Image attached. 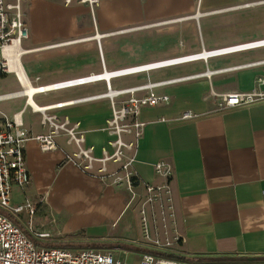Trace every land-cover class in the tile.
I'll return each instance as SVG.
<instances>
[{"label":"crops","instance_id":"obj_1","mask_svg":"<svg viewBox=\"0 0 264 264\" xmlns=\"http://www.w3.org/2000/svg\"><path fill=\"white\" fill-rule=\"evenodd\" d=\"M253 1H256L251 2L256 3L253 6L264 5L263 0ZM232 5H239L241 8H233L238 11L255 9L242 8L245 0H102L93 16L83 5L66 7L62 0H29L24 8L30 38L22 45L20 61L28 79L25 84L54 85L139 65L145 59L108 61L107 64L105 49L114 32L147 23L175 24L178 31H186L183 45L161 53L167 60L264 40V33L213 40L216 37L208 32L212 33L217 25L209 19L235 10L220 9L203 17L198 16L199 12L204 8ZM40 21H43L41 27L36 25ZM187 24L194 28L193 31L187 32ZM64 25L68 27L65 34L54 32V27ZM187 36L194 38L187 42ZM86 42H97L104 62L103 71L96 73L95 69L81 67L61 72L53 52L66 47L80 51ZM203 62L207 66L198 72L157 81L150 79L152 85L198 76L161 87L158 93L170 96V103L141 109L139 119L146 127L135 151L133 170L140 185L166 186L174 200L179 223L178 241L171 248L173 255L186 261L211 264H264V100L221 111L217 99L212 96V93L264 91V47L182 63L154 73L179 74L185 69H195ZM10 75L14 74L0 77V95L22 91L17 77ZM128 76L113 78L108 84L98 81L34 97L43 107L75 102L106 95L110 88L118 91L114 90L113 84H120V80ZM258 79L262 84L256 87ZM22 97L25 102L15 110L0 107V117L11 118L21 113L25 127L33 135L47 133L48 128L42 125L43 116L32 110L27 96H13L0 104ZM54 97L64 99L49 102ZM49 111L50 115L67 118L73 126L79 125L75 134L76 138L84 140L82 149L93 148L92 155L97 158L103 156L104 148L111 152L109 142L113 137L106 130L112 115L108 96ZM186 113L193 118L183 119ZM56 141L58 148L49 152H43L35 140L26 143L32 183L25 190H14L15 203L29 199L36 205L37 212L42 211L48 217L44 232H51L52 238L39 244L73 251L98 246L122 249L128 243L114 238L110 228L121 224L128 212L130 196L127 190L81 163L76 157L78 146L63 131L59 132ZM161 163L172 168L168 181L156 173L155 168ZM22 218L29 219L26 215ZM131 248L133 250L125 257L123 255L124 258H119L113 251L91 249L111 252L118 259L140 264L144 254L141 251L145 250L136 246Z\"/></svg>","mask_w":264,"mask_h":264},{"label":"built area","instance_id":"obj_2","mask_svg":"<svg viewBox=\"0 0 264 264\" xmlns=\"http://www.w3.org/2000/svg\"><path fill=\"white\" fill-rule=\"evenodd\" d=\"M29 0H0V77L4 74H14L20 84L22 91L16 94L0 95V103L10 99L13 96L22 95L26 93L27 85L19 76L18 61L16 58L23 51L22 45L30 38V28L26 18L24 5ZM64 6L69 7L74 4L89 6L92 15L96 13V9L100 6L101 0H62ZM99 45L101 43L99 42ZM241 46V47H239ZM236 46L235 49H243L240 51L252 50L264 47V41L252 42ZM12 49L14 56L15 71L11 70V64L5 56V50ZM232 50L228 49L227 51ZM234 50V49H233ZM219 50L211 53H218ZM221 52V51H220ZM9 58V57H8ZM184 58H177L167 61H160L154 64L145 66L157 67L154 70L165 69L171 66H165L171 63L183 61ZM176 66V64L174 65ZM142 67V66H141ZM198 76H191L159 83H153L154 88L145 90L150 91L156 88L164 87L168 84L181 82L184 80L196 78ZM89 77L68 80L57 83L48 88L44 86H37L38 92L36 95H44L50 92H56L67 88L73 83L78 86L85 85ZM259 84H262L259 80ZM148 86V85H147ZM145 85L134 88L122 89L117 97L109 98L111 100L112 115L108 120L107 132L113 137L109 142L111 152L104 148L103 156L97 158L93 156V148L82 149L84 140L82 137L76 138L78 124H75L71 129L68 125L71 124L67 118L64 122L59 124L61 120L56 115H48L49 111L39 112L43 115L42 125L48 128L47 133L33 135L24 125L21 118V113L15 114L13 117H0V264H132L127 261L118 259L111 252H100L93 249H86L81 251H73L64 247H47L39 244L46 242L52 238L51 232L35 233V239L31 238L19 225L18 220L24 215L32 221V218L37 213L36 205L29 199H25L20 203L14 202V190L27 189L32 183V177L27 165L26 143L30 140H35L39 143L43 152H49L58 148L56 138L59 132H67L71 139L79 148L76 157L79 161L83 158L90 162H113L119 165V171L112 176L113 183L126 185V188L132 193L136 194V190L141 188L147 193L156 195L162 190L168 189L166 186H155L152 184L140 185L137 179V173L133 170L135 162V151L139 145L140 140L144 135L146 124L139 119L140 111L143 107H155L158 105H165L170 103L171 98L167 94H157L151 92L150 94L138 98L135 93L128 101H124L123 96L133 90L143 89ZM36 87V86H35ZM139 92V91H138ZM137 92V93H138ZM143 92V91H141ZM212 96L218 101L217 106L221 111L230 110L236 107L250 105L264 100V91L256 89L250 93H232L226 95H217L212 93ZM106 98L104 94L78 99L75 102H84L92 99ZM34 112L35 110L32 109ZM193 115L186 113L183 119H192ZM76 133V134H75ZM126 138H129L128 140ZM84 164V163H83ZM86 166V165H85ZM87 167V166H86ZM90 169V167H88ZM156 173L158 176L165 178L167 181L172 176V168L161 163L156 166ZM119 176H116L119 174ZM103 177V176H102ZM104 178V177H103ZM106 179V178H104ZM140 264H211L204 261L191 262L186 260H178L156 253H144L142 255Z\"/></svg>","mask_w":264,"mask_h":264},{"label":"rangeland","instance_id":"obj_3","mask_svg":"<svg viewBox=\"0 0 264 264\" xmlns=\"http://www.w3.org/2000/svg\"><path fill=\"white\" fill-rule=\"evenodd\" d=\"M200 2V0H199ZM253 0H245V5L242 7H246V5H252L250 8L255 9H244L241 11L235 10L233 8H239V5L225 6L219 7L218 9H202V13L210 14L216 10H225V9H233L234 12L221 14L219 16L213 17L209 19V21H214L215 25H217L216 29L209 31L208 33L212 35L213 40L219 41V39H233L236 37L249 36L254 34H262L264 33V5L261 6H253L256 3ZM261 2H264L261 1ZM102 3V0H101ZM80 5V4H74ZM72 5V6H74ZM101 5V4H100ZM87 7L91 13L89 6L83 5ZM238 6V7H237ZM71 7V6H69ZM100 7V6H99ZM96 9V11L99 9ZM200 8V7H198ZM241 8V7H240ZM248 8V7H246ZM200 10V9H199ZM197 11L196 13H198ZM92 14V13H91ZM192 15V14H190ZM187 15V16H190ZM95 16V15H94ZM46 22V20H45ZM36 23V22H35ZM43 21L37 22L36 25L41 27ZM159 23H147L137 27H131L129 29H125L123 31L114 32V36L111 37L110 43L107 46V50L105 49L106 62H119L125 59L131 60H140L145 59L143 63L139 65H132L133 67L141 66L142 64L148 63H156L162 60H167L164 55L161 53L165 51H172L176 48V46L183 45V41L185 39L183 29H177L175 24L169 25H158ZM186 25V24H185ZM188 30L187 32L193 31V27L190 24H187ZM96 30V27H94ZM185 29V28H184ZM68 30L67 25L54 27V32L56 34H65ZM207 33V31H206ZM113 34V33H112ZM194 37L187 36V42H191ZM219 38V39H217ZM195 40V39H194ZM193 40V42H194ZM117 41V43H116ZM200 41V39H199ZM84 48H78L80 51H72L73 48L66 47L64 49L53 52V56L56 58L58 63L59 70L62 71H73V69L86 67L95 69L94 72L101 73L103 71L104 62L101 60L97 42H86L83 44ZM74 47V46H72ZM40 55L39 57H41ZM45 56V55H44ZM172 59H176L173 57ZM171 60V59H170ZM207 64L203 62V64L195 69H185L183 72L179 74H157L158 70L147 71L139 74L130 75L131 77H127L120 80V84H113L114 90L120 88H134L140 86H149L150 79L152 81H157L159 79H165L168 77H172L175 75H185L187 73L198 72L203 67H206ZM70 67V68H69ZM57 69V70H58ZM165 70H163L164 72ZM167 72V71H165ZM142 74V75H140ZM93 75H90L91 77ZM134 76V77H132ZM9 77H14V75H10ZM136 78V79H133ZM36 86V85H35ZM259 86V79L256 83V87ZM37 87V86H36ZM16 88H20L17 86ZM105 88H107L105 86ZM150 89V88H149ZM157 89V90H156ZM150 91H143L135 93V97L141 98L144 97L151 92H155L159 94V89L156 88ZM93 90V89H92ZM96 90V89H95ZM100 91H102L100 89ZM116 91V92H118ZM110 91L108 90L106 95H109ZM109 97V96H108ZM132 97L131 94L127 96H123L120 99L124 101H128ZM111 99V97H109ZM64 97H54L50 99L49 102H59L62 101ZM25 102V97L19 98L17 100L11 102H5L0 107L16 109L21 106ZM112 107V106H111ZM50 115V111L47 112ZM41 116H43L41 114ZM61 117V116H60ZM61 123L64 122V118H59ZM72 124H69L68 129L72 128ZM66 135L67 132H64ZM70 136V135H68ZM71 137V136H70ZM82 163L87 167H90L91 171L98 173L99 175L106 178L108 181H113L115 177L112 175L119 171V165L114 164L113 162H107L106 164L102 162L93 161L90 162L88 159L83 158ZM117 174L116 176H119ZM125 188L129 194V208L126 213L123 221L118 226L112 227L111 234L114 238L123 239V241L127 242L128 245L121 247L122 249L116 250V246H98V247H86V249L97 248L99 250H109L116 253L119 258H124L126 253L130 250H133L131 247L136 246L139 249H144L145 251H149L151 253H162V254H173L171 248L177 244L178 239V223L179 217L176 212L174 200L171 198V194L166 190H162L156 195L147 193L143 189L139 188L136 190V194H132L124 184L122 186ZM18 220L19 225L23 228V230L31 237L35 239V233L44 232V228L47 224L48 217L43 215L42 211H38L37 214L30 219H21ZM48 247V246H47ZM115 248V249H114ZM118 251L119 253H117ZM145 251H141L142 253H147ZM125 253V254H123ZM120 255V256H119ZM124 255V257H123Z\"/></svg>","mask_w":264,"mask_h":264},{"label":"bare ground","instance_id":"obj_4","mask_svg":"<svg viewBox=\"0 0 264 264\" xmlns=\"http://www.w3.org/2000/svg\"><path fill=\"white\" fill-rule=\"evenodd\" d=\"M252 5H246V7H251ZM205 15H208V14H205V13H202V12H199L198 16L199 17H203ZM107 37V36H106ZM101 36L99 35L98 39H100ZM105 38V37H104ZM259 41H264V40H259ZM259 41H255V42H259ZM100 42V40H99ZM101 43V42H100ZM239 46V45H238ZM241 47V46H239ZM232 49V50H229L227 51L228 49ZM237 48L236 46H232V47H225V48H222L219 50L218 53H211L213 51H206L205 53H202L204 55H206V57H199V55H202V54H197V55H190V56H185V57H180V58H184L183 61L181 62H177V63H171V64H167L165 66H171V65H180V64H184V63H189V62H194V61H198V60H208L209 58L211 57H216V56H223V55H228V54H234V53H238V52H242L240 50H243V49H235ZM234 49V50H233ZM217 51V50H216ZM221 51V52H220ZM208 54H211V55H208ZM23 53L21 52L19 54L20 57L16 58V61H18V66L20 64V61H21V57H22ZM5 56L7 57L8 59V62L11 64V70L12 71H15V65H14V61L15 59L14 58H11L14 56L13 54V50L12 49H6L5 50ZM9 57V58H8ZM177 59V58H176ZM172 60V59H171ZM167 61V60H166ZM157 63V62H156ZM148 64H154L155 65V62L154 63H148ZM148 64H145V65H148ZM145 65H141V66H137V67H131V68H128V69H123V70H118V71H107V72H103L101 74H96V75H93L91 77L88 78V80L84 83H86L85 85L89 84V83H94V82H98V81H106L108 84V81L111 82V80L113 78H117V77H122V76H127V75H134V74H139V73H143V72H147V71H153L155 68L157 67H150V66H145ZM20 69H19V76L22 78V81L25 83V79L26 78V74H25V70L23 68V66L20 64ZM211 73H209L210 75ZM28 80V79H27ZM111 84V83H110ZM153 85V84H152ZM152 85H149L147 87H144L143 89H138V90H133V91H130L128 94H133V93H137L138 91H143V90H147L149 88H154V86ZM52 85H47V86H44V88H48V90H51L52 88H50ZM70 86H75V87H78L77 84L73 83L72 85ZM111 86V85H110ZM109 86V87H110ZM38 88L40 87H35L34 85H31V86H27L26 87V93L20 95V96H27L28 97V105L34 109L36 112H42V111H49L51 109H56V108H63V107H66L68 105H72L74 104L75 102L74 101H69V102H61V103H57V104H54V105H50V106H47V107H43L41 105H39L37 103V101L35 100V97H34V94L36 92H38ZM120 91L116 92V91H113L111 90L110 88V93L109 95H105V96H109L111 98H115L117 97L118 93Z\"/></svg>","mask_w":264,"mask_h":264},{"label":"trees","instance_id":"obj_5","mask_svg":"<svg viewBox=\"0 0 264 264\" xmlns=\"http://www.w3.org/2000/svg\"><path fill=\"white\" fill-rule=\"evenodd\" d=\"M159 255H162V256H166V257H170V258H174V259H184L180 256H177V255H173V254H162V253H159Z\"/></svg>","mask_w":264,"mask_h":264},{"label":"water","instance_id":"obj_6","mask_svg":"<svg viewBox=\"0 0 264 264\" xmlns=\"http://www.w3.org/2000/svg\"><path fill=\"white\" fill-rule=\"evenodd\" d=\"M208 55H211V54H208ZM199 57H206V55L202 54V55H199Z\"/></svg>","mask_w":264,"mask_h":264}]
</instances>
